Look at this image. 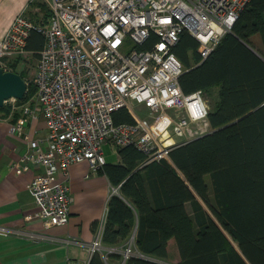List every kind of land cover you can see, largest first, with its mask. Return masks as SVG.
Returning a JSON list of instances; mask_svg holds the SVG:
<instances>
[{"label":"built area","instance_id":"obj_1","mask_svg":"<svg viewBox=\"0 0 264 264\" xmlns=\"http://www.w3.org/2000/svg\"><path fill=\"white\" fill-rule=\"evenodd\" d=\"M50 11L46 24L20 12L0 38L4 58L27 56L33 29L46 38L33 82L36 103L47 122L45 136L28 140L21 162L42 169L29 183L46 228L65 225L72 196L67 177L71 164L83 160L98 171L106 163L103 144L116 149L134 145L145 159L170 160V152L213 131L210 99L198 89L180 85L184 65L173 48L187 31L206 58L230 32L252 0H43ZM13 101L15 98L6 100ZM127 108L134 122L116 123L114 113ZM25 112L36 115L27 106ZM25 119L12 124L23 133ZM18 163H14L16 166ZM142 164V165H143ZM119 186H112V194ZM135 230L121 244L107 245L99 231L88 244L91 256L102 254L111 264L133 256L148 257L136 246ZM0 234L32 241L71 244L72 237L0 225Z\"/></svg>","mask_w":264,"mask_h":264},{"label":"trees","instance_id":"obj_2","mask_svg":"<svg viewBox=\"0 0 264 264\" xmlns=\"http://www.w3.org/2000/svg\"><path fill=\"white\" fill-rule=\"evenodd\" d=\"M45 41L41 31L32 30L28 49L34 59ZM199 46L185 31L173 50L184 65L183 91L201 89L213 98V131L175 147L170 160L147 164L136 146H120L119 162L106 161L101 168L120 191L109 198L103 242L121 244L135 228L136 246L148 256L125 264H162L174 243L178 264H264V0H252L204 59ZM27 71L20 73L25 80ZM36 91L28 81L23 100ZM114 119L134 122L127 108ZM110 260L116 264L120 255ZM89 264L108 263L95 253Z\"/></svg>","mask_w":264,"mask_h":264},{"label":"crops","instance_id":"obj_3","mask_svg":"<svg viewBox=\"0 0 264 264\" xmlns=\"http://www.w3.org/2000/svg\"><path fill=\"white\" fill-rule=\"evenodd\" d=\"M38 7V0H0V38L20 12L26 10L31 16ZM29 54L32 55V52ZM25 57H7L4 62L8 70L12 64H16L15 72L20 74L26 70L22 65ZM25 81L28 84V80ZM15 99V102H5L4 106L7 105L8 109L4 106L0 109V225L72 237L78 242H39L23 236L0 234V264H89L92 256L88 244L99 231L103 232L114 185L101 168L92 171L87 160L71 164L67 176L59 175L60 179L67 177L70 185L72 202L69 220L65 225L46 228L43 219L37 215L38 206L29 189V183L42 169L21 162V158L27 150L29 139L45 136L47 122L35 95L26 100ZM27 106L35 111V116L25 112ZM21 118L25 119V131L12 133V124ZM118 162L119 159L112 163ZM14 163L18 164L14 166ZM170 256L179 261L178 249L174 248V244Z\"/></svg>","mask_w":264,"mask_h":264},{"label":"rangeland","instance_id":"obj_4","mask_svg":"<svg viewBox=\"0 0 264 264\" xmlns=\"http://www.w3.org/2000/svg\"><path fill=\"white\" fill-rule=\"evenodd\" d=\"M38 4L40 5V7H38L39 9H35V12L33 14H31V16L36 23L46 24L48 22L49 16H50L48 13V8L45 5V2L43 0H38ZM252 40H253V43L255 44V46L259 49L261 47L260 35L255 34L253 36ZM254 49L256 50V48H254ZM22 65L25 69H28V71H27L28 81L33 82L35 68L37 66V59H34V57L32 55L28 54L23 59ZM217 93H218V89L215 88L213 90V97L216 98ZM209 99H210V104H211V101L213 102V98H209ZM103 150H104V154H105L107 162H115L119 159L117 149L114 146H112L111 144H109V143L103 144ZM174 248L177 249L176 243H174ZM162 264H178V262H177V260L170 258L167 261H162Z\"/></svg>","mask_w":264,"mask_h":264},{"label":"water","instance_id":"obj_5","mask_svg":"<svg viewBox=\"0 0 264 264\" xmlns=\"http://www.w3.org/2000/svg\"><path fill=\"white\" fill-rule=\"evenodd\" d=\"M248 46L262 57L253 47ZM26 91L27 83L18 72L0 69V107L10 98L23 99Z\"/></svg>","mask_w":264,"mask_h":264}]
</instances>
